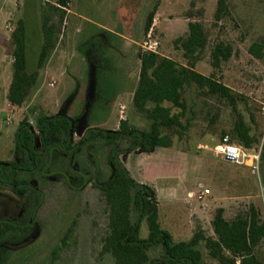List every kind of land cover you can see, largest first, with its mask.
Segmentation results:
<instances>
[{
	"label": "rangeland",
	"instance_id": "1",
	"mask_svg": "<svg viewBox=\"0 0 264 264\" xmlns=\"http://www.w3.org/2000/svg\"><path fill=\"white\" fill-rule=\"evenodd\" d=\"M43 2L56 4L55 0L11 3L0 0V184L10 183L4 178L1 166L15 162L19 131L25 119L34 130L41 117L61 114L80 120L72 134V146L79 143L88 128L117 132L121 122H128L140 132L148 130V122L135 113L133 98H128L130 88L133 93L138 86L140 74L134 55L142 50L135 48L129 52L132 75L123 76L117 69L122 61L115 56L122 54L125 43L96 28L129 32L138 41L146 39L147 17L155 8L153 30L160 45L159 55L180 65L186 66L187 62L175 43L187 37L191 22L204 26L209 48L196 66V72L205 77L215 74L221 83L246 98L251 108L256 109L254 131L260 140L256 152L262 154L264 62L256 61L248 51L254 42L264 40V0H230V18L221 23L215 22L218 0H71L66 9L70 14L58 36L61 71L53 72L50 78L44 72L41 86L33 92L27 105L21 109L9 107L5 95L13 77L11 35L18 22L25 21L28 72H35L44 41V18L54 15L51 7ZM217 40L233 47V59L215 71L210 65V52ZM127 79L132 80L131 84ZM204 101L203 98L196 101V117L182 143L176 142L172 149L158 150L151 155L136 151L121 157L128 175L154 192L159 203V224L173 245L189 242L198 230L207 237L214 236L211 223L219 205H211L209 198L203 203L188 199V194L200 187L212 189L214 197L221 194L231 200L226 205L229 219L246 212L250 206L258 208L264 218V162L260 159L259 172L254 175L250 169L234 167L215 156L213 151L222 129H231L233 121L228 110L214 103L204 107ZM215 108L220 109L222 116L218 125L210 127L206 117ZM188 116L192 118L190 113ZM246 120L249 121L248 116ZM90 144L94 145L93 149L65 156L74 161L70 168L59 162L61 148L58 147V153L47 149L41 157L45 167L34 179L50 178V182L46 183L44 198L36 196L38 204L29 208L36 219L35 226L27 234H10L8 246L0 248V264H114L111 256L101 255L109 221L104 199L95 187L111 176L108 151L99 147L98 141ZM35 147L41 151L42 142L36 140ZM75 176L83 178L85 187L81 188L78 180L69 179ZM36 181L30 188L37 187ZM17 210L12 192L0 187V221ZM71 229L73 234L67 247L57 261L53 260L54 250L61 247ZM140 238L149 239L146 222L141 225ZM202 254L205 264H217L203 248ZM148 256L150 262H163V247L151 249ZM259 259L264 263V248Z\"/></svg>",
	"mask_w": 264,
	"mask_h": 264
},
{
	"label": "trees",
	"instance_id": "2",
	"mask_svg": "<svg viewBox=\"0 0 264 264\" xmlns=\"http://www.w3.org/2000/svg\"><path fill=\"white\" fill-rule=\"evenodd\" d=\"M55 1L56 6L46 3L54 15L44 18V41L35 72H28V35L25 21H19L11 35L13 77L7 102L12 107L21 109L27 105L33 92L41 86L45 68L58 46V36L66 20L65 10L71 0ZM229 1L218 0L216 23L230 18ZM156 13L155 8L147 17L144 34L146 37L153 27ZM175 44L182 52L186 66L159 54H138L140 74L132 106L135 113L148 122V130L140 132L130 123L121 122L119 131L103 133L95 129L96 131L89 132L78 145L83 150L90 149L94 147L90 143L95 140L99 147L108 151L107 165L111 176L107 182L95 184L106 204L109 221V232L103 241L101 255L111 256L114 264H205L203 248L208 257L217 264H264L259 259L264 248V218L258 208L250 206L246 212L230 219L225 210L219 209L211 223L213 237H207L202 230H198L189 242L173 245L169 241V234L159 224V203L154 192H149L147 186L137 184L128 175L121 161L122 156L136 151L151 155L158 150L172 149L176 142L182 143L196 117V101L202 98L205 100L204 107L209 106L208 103L219 105L230 112L233 121L231 129H222L219 142L215 146L226 137L229 138L230 145L247 152H256L260 146V140L254 131L257 127L256 109L251 108L246 98L221 83L215 74L205 77L196 72V66L203 61L209 48V38L204 26L199 22H191L187 37L179 39ZM248 52L256 61L264 62V40L254 42ZM210 57L211 67L215 71L220 70L233 59V47L217 40L211 47ZM214 110L206 117L210 127L218 125L222 116L219 108ZM189 113L192 118L188 116ZM73 122L76 123L77 120L74 119ZM37 127L38 134L27 119L23 121L14 153L19 165L15 161L1 166L3 174L8 172V166L31 168L30 163L35 167L42 165L44 169L45 162H41V157L46 155L47 149H55L58 145L61 148L72 132L70 120L57 116L39 118ZM39 139L43 145L42 151L35 148V142ZM65 156L68 155L63 157ZM63 157L59 160L60 164L72 167L74 161ZM261 160L264 162V146ZM72 179L78 180L81 188L85 187L82 177L75 176ZM144 222L149 229L148 240L140 238L141 225ZM72 234L71 229L61 247L54 250L53 260H58ZM158 245L163 247V262H150L148 253Z\"/></svg>",
	"mask_w": 264,
	"mask_h": 264
},
{
	"label": "flooded vegetation",
	"instance_id": "3",
	"mask_svg": "<svg viewBox=\"0 0 264 264\" xmlns=\"http://www.w3.org/2000/svg\"><path fill=\"white\" fill-rule=\"evenodd\" d=\"M79 121L80 120H77L76 123L74 122V128L72 129L73 131L71 132L70 136L67 138V141L64 142L63 146H61L59 154L62 157L64 155H70V154L76 156L78 152L83 150L82 148L78 147V145L88 135L91 128H88V130L84 133L79 143L72 146V134L75 132L77 128L76 124ZM35 132L38 134V127L36 128ZM39 140L41 141V139ZM58 147L60 148V146L58 145L54 149L56 153H58L57 152ZM15 161H16V165H19L18 160L15 159ZM30 167L31 168H17V167L9 168L8 166L7 167L8 172H4L3 174L5 179L10 180V183L5 182V184H0L1 190L3 188H7L12 192L13 200L15 203H17L18 210L0 221V248L8 246L6 242L10 238L11 233L20 232L27 234L35 226L36 219L33 217V212L29 211V208L33 207L35 204H38V202H36V196L39 197L41 196L42 198H44L45 189L47 186L46 183L48 181L50 182V178H42L41 181H36L34 178L36 175H38L39 170L41 168L37 166L35 167L32 163H30ZM35 168L36 170L34 172ZM41 171H43V168L41 169ZM11 173L13 174L10 176ZM35 181L37 182V187L30 188L32 183H34Z\"/></svg>",
	"mask_w": 264,
	"mask_h": 264
},
{
	"label": "built area",
	"instance_id": "4",
	"mask_svg": "<svg viewBox=\"0 0 264 264\" xmlns=\"http://www.w3.org/2000/svg\"><path fill=\"white\" fill-rule=\"evenodd\" d=\"M8 3L18 2L19 0H6ZM155 22V21H154ZM154 24L149 32L146 40L140 45L142 53L159 54L160 45L158 41L154 38ZM53 87V86H52ZM214 154L216 157L222 159L223 161L231 164L235 167H245L252 171L255 175L259 172L261 153L258 152H247L239 147L230 145V140L228 137L215 146ZM211 195L208 189L200 187L194 192L188 194V199L203 203Z\"/></svg>",
	"mask_w": 264,
	"mask_h": 264
},
{
	"label": "crops",
	"instance_id": "5",
	"mask_svg": "<svg viewBox=\"0 0 264 264\" xmlns=\"http://www.w3.org/2000/svg\"><path fill=\"white\" fill-rule=\"evenodd\" d=\"M46 4V2H44ZM56 6V5H53ZM66 11V17L67 15L70 14V12ZM96 29L98 30H102L105 31L106 33H108L109 35H111L112 37H114L115 39H118L122 42H124L125 44L123 45V49H122V54H116L115 59H118L119 61H122V65L120 67L117 66L118 72L119 74H122L123 76H125L126 74L128 75H132V71L131 68H129V64L131 62L132 56L129 53L130 51H134L135 48L140 49V45L146 40L145 38H142L138 41V39L134 36L131 35V33H124V32H118V31H113V30H109V29H104V28H100L97 27ZM144 34H145V29H144ZM138 54L139 53H135L134 57H135V66H138L140 68V61L138 59ZM115 55V54H114ZM114 58V56H113ZM127 64V65H126ZM126 65V66H125ZM61 66H62V62L58 59L57 57V48L55 50V52L53 53L50 61L48 62L46 68H45V76L46 78H50L49 76L53 73V72H60L61 71ZM125 69H127V71H125ZM51 82L52 79H50ZM131 79H127V82H129L131 84ZM56 84V83H55ZM58 84H56V88H57ZM55 88V89H56ZM137 89V87H136ZM136 89L134 90V92L132 93V89L130 88V92L128 95V98L134 96V93L136 91ZM9 90V89H8ZM8 93V91H7ZM7 93L5 95V98L7 99ZM122 95V92L118 94V96L120 97ZM10 107V105H9ZM222 160V159H221ZM211 191V196L209 197V201L211 205H219V209H223L226 211V205L230 204L229 199H227L225 196L220 195H213V190L209 189ZM215 194V193H214ZM215 198V199H214ZM207 200V199H206ZM209 209H211V206L209 207Z\"/></svg>",
	"mask_w": 264,
	"mask_h": 264
},
{
	"label": "water",
	"instance_id": "6",
	"mask_svg": "<svg viewBox=\"0 0 264 264\" xmlns=\"http://www.w3.org/2000/svg\"><path fill=\"white\" fill-rule=\"evenodd\" d=\"M59 117H63V118H66V119H68V120H70V122H71V124H72V129L74 128V122H73V120L72 119H70V118H68V117H65L64 115H59V116H57V118H59ZM73 131V130H72ZM93 131H96L95 129H91L90 130V132H93ZM103 133H107V132H104V131H102ZM113 133H115V132H113ZM19 139H20V135L18 136V141H19ZM35 170H36V168H35Z\"/></svg>",
	"mask_w": 264,
	"mask_h": 264
}]
</instances>
